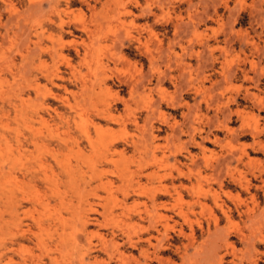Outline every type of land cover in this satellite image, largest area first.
Listing matches in <instances>:
<instances>
[{"label":"rangeland","instance_id":"1","mask_svg":"<svg viewBox=\"0 0 264 264\" xmlns=\"http://www.w3.org/2000/svg\"><path fill=\"white\" fill-rule=\"evenodd\" d=\"M0 91V264H264V0H0Z\"/></svg>","mask_w":264,"mask_h":264},{"label":"bare ground","instance_id":"2","mask_svg":"<svg viewBox=\"0 0 264 264\" xmlns=\"http://www.w3.org/2000/svg\"><path fill=\"white\" fill-rule=\"evenodd\" d=\"M1 92V91H0ZM86 136H87V140L88 141H90V137H89V135H87L86 134ZM91 142V141H90ZM89 142V143H90ZM8 149H7V151L8 152H10V147H7ZM9 159H11L12 160V162L10 161V163L12 164V165H15V163H19V158L17 157V155L15 156V154H11V156H7ZM4 166V165H3ZM10 166V165H9ZM11 172V171H10ZM10 172H8L9 174H7L6 176H5V192H6V194H7V197H8V199L9 200H11L12 199V197H13V188H12V185H10V184H12L11 183V181H10V179L12 178L10 175H11V173ZM165 190V189H164ZM8 202V201H7ZM85 226V225H84ZM99 236H100V234H99ZM102 241L104 240L103 239V237H102V235L99 237ZM63 239V238H62ZM65 241V240H64Z\"/></svg>","mask_w":264,"mask_h":264}]
</instances>
